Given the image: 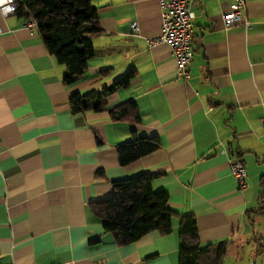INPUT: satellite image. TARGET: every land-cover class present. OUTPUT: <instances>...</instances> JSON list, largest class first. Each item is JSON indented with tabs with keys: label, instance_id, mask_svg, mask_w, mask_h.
<instances>
[{
	"label": "crops",
	"instance_id": "obj_1",
	"mask_svg": "<svg viewBox=\"0 0 264 264\" xmlns=\"http://www.w3.org/2000/svg\"><path fill=\"white\" fill-rule=\"evenodd\" d=\"M92 3L102 32L71 85L42 36L0 13V264H179L188 214L202 245L226 244L220 264H264V0H247L246 18L229 27V0L194 2L188 82L170 44L149 45L161 31L158 0ZM130 70L102 110L72 111L74 93L100 91ZM128 101L140 119H114L110 110ZM134 130L157 136L160 148L121 165L118 148ZM234 158L246 163L244 190ZM145 172L169 194L173 229L121 243L89 206L113 195V181Z\"/></svg>",
	"mask_w": 264,
	"mask_h": 264
},
{
	"label": "trees",
	"instance_id": "obj_2",
	"mask_svg": "<svg viewBox=\"0 0 264 264\" xmlns=\"http://www.w3.org/2000/svg\"><path fill=\"white\" fill-rule=\"evenodd\" d=\"M19 16L32 15L36 31L42 36L49 52L66 66L63 81L71 85L84 77L89 60L94 55L93 38L102 32L98 9L92 0H16ZM134 71H128L110 86L93 93H74L71 107L74 113L91 109L102 110L107 96L120 86L130 83ZM135 112V113H134ZM140 119L134 101L122 103L110 110L116 120ZM160 148L157 136L148 137L133 131L130 139L118 148L121 165H128ZM155 174L140 173L134 177L113 181V195L92 202L90 210L104 222V229L114 233L121 243L140 239L152 230L170 233L176 212L169 203V194L153 186ZM179 264H220L226 244L202 245L194 215H183L180 220Z\"/></svg>",
	"mask_w": 264,
	"mask_h": 264
},
{
	"label": "built area",
	"instance_id": "obj_3",
	"mask_svg": "<svg viewBox=\"0 0 264 264\" xmlns=\"http://www.w3.org/2000/svg\"><path fill=\"white\" fill-rule=\"evenodd\" d=\"M161 7V31L157 37L150 38L149 45L155 46L158 43H168L177 61L178 78L188 82L191 78V66L194 60L193 41L195 38V23L191 7L197 0H158ZM229 10L222 14V19L226 27H229L246 18L247 0H229ZM4 7H13L15 10L6 15L3 14ZM16 0L11 4L0 5V13L3 17L16 14ZM25 27L31 31L37 29L36 19L32 15H26ZM247 25L250 22H247ZM132 28L136 32L139 30L137 23H132ZM4 32L0 21V35ZM264 123V119H263ZM230 169L241 190L247 188V167L242 158H234L230 162Z\"/></svg>",
	"mask_w": 264,
	"mask_h": 264
},
{
	"label": "clouds",
	"instance_id": "obj_4",
	"mask_svg": "<svg viewBox=\"0 0 264 264\" xmlns=\"http://www.w3.org/2000/svg\"><path fill=\"white\" fill-rule=\"evenodd\" d=\"M12 0H0V5H5V4H11ZM15 9L13 7H4L3 8V14H7L9 12H13Z\"/></svg>",
	"mask_w": 264,
	"mask_h": 264
}]
</instances>
